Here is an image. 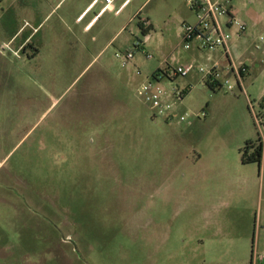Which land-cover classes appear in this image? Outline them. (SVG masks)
Here are the masks:
<instances>
[{
    "label": "rangeland",
    "instance_id": "rangeland-1",
    "mask_svg": "<svg viewBox=\"0 0 264 264\" xmlns=\"http://www.w3.org/2000/svg\"><path fill=\"white\" fill-rule=\"evenodd\" d=\"M14 1L0 0V30L18 17L21 25L22 16L2 11ZM19 1L40 19L50 13ZM72 1L44 22L42 32L56 25L58 42L70 37L61 18ZM232 5L247 24L234 46L250 67L246 94L213 89L196 70L163 79L165 90H187L170 120L154 117L137 90L158 69L200 65L180 47L183 0H148L141 17L159 23L147 39L135 17L129 23L124 35L142 50L124 68L116 59L109 66L123 84L104 82L96 66L13 69L25 80L0 97V230L10 264H250L252 243L264 253L258 164L241 163L256 137L246 96L256 113L264 99V0Z\"/></svg>",
    "mask_w": 264,
    "mask_h": 264
},
{
    "label": "crops",
    "instance_id": "crops-1",
    "mask_svg": "<svg viewBox=\"0 0 264 264\" xmlns=\"http://www.w3.org/2000/svg\"><path fill=\"white\" fill-rule=\"evenodd\" d=\"M67 1L69 0H58V3L54 5L56 0H38L39 7L43 4L44 7L48 6L50 9V13H48L44 19H40L39 14L32 11L30 3L28 5L19 0H15L11 4L9 3L4 9H2L4 12H8L10 9L13 10L14 16H22V21L21 25L20 23L17 24L18 20H20V17H18L16 18L17 21L15 28L8 27L0 30V97L8 94L6 88L10 82L14 81V84H18L25 80L24 76H11V73L14 72V70L18 73L20 68L31 64H34L39 68L40 72L38 73L42 72L41 67L48 70L57 67L59 64L69 65V67L76 66L85 68L96 66L98 67V74L103 77L102 80L104 82L108 79L123 84V81L120 78H117L110 72L109 66L113 60L116 59L114 53L123 52L132 48L133 40L128 38L127 35H124V31L128 28V25L133 18L136 17L137 14H141V11L144 10L145 4L148 0H146L145 3H142L139 0H131L118 15L114 14V10L119 6V1L115 2L112 7L113 10L111 9L100 13L102 8L101 2L95 4L89 9L93 0H73L61 18L64 22V26L70 33V37H65L62 42H58L56 36L53 35L55 32V24H52L46 32H42V29L46 25L44 22L52 12L56 11L58 6L63 5ZM132 3H134V7L129 12H126L127 8ZM183 3L185 6L181 14H179V17L176 19L177 23H179L177 27L178 36H180V27L183 23H195L194 14L190 10L187 0H183ZM81 16L82 18L79 19ZM169 17L170 16H168V18ZM141 18L147 20L151 30H153L154 26L159 23V20L150 14ZM26 22L37 31L33 32L30 27L23 28V25ZM34 24H36L35 27L33 26ZM27 29L29 31H27ZM39 33L42 34L37 43H34L32 40ZM147 38H149V35H146V39ZM10 41H12V46L14 48H18L22 44L25 45L20 58H16L10 52L2 50L3 44ZM234 48L235 47L232 48V52L235 54L234 57H232L233 61H235L236 64H244L247 66L246 61H238L239 59L236 60L237 56ZM187 52L192 57V60L197 62L198 65H201L202 63L205 64V66L215 64L222 72L228 65L227 62L225 65L222 62L223 57L221 50L207 53L193 49ZM247 67L248 70H250V67ZM44 77L45 79L51 80L53 78L56 79L57 76ZM53 101L56 102V99H53ZM53 104L54 103H52L51 106H53ZM258 168L260 191L263 192L264 155ZM262 231H259L257 235V247H259ZM1 232L2 231L0 230V264H10L11 253L9 241ZM258 264H264V262H259Z\"/></svg>",
    "mask_w": 264,
    "mask_h": 264
},
{
    "label": "built area",
    "instance_id": "built-area-1",
    "mask_svg": "<svg viewBox=\"0 0 264 264\" xmlns=\"http://www.w3.org/2000/svg\"><path fill=\"white\" fill-rule=\"evenodd\" d=\"M116 1L119 6L114 10V14L118 15L128 5L131 0H93L89 9L97 3H102L100 13L111 10ZM233 0H187V4L194 14L195 23H183L180 27L179 43L184 51L196 49L200 52L213 53L221 50L222 57L227 60L226 76L222 75V71L217 65L196 67L194 63L179 65L175 68H167L168 77L149 78L137 90L138 97L144 102L154 117H160L165 120L173 119L174 109L177 104L181 103L187 90H180L173 87L171 90H165L159 85L163 79L172 82L173 78H185L193 71L201 76L213 89H226L229 92L237 87L240 92H244V79L249 76L248 67L244 64H236L233 61L232 48L242 39L247 31V24L240 20L232 13ZM113 10V9H112ZM82 16L79 18L81 19ZM142 28L148 29L147 20L141 18V14L135 17ZM30 27L33 32L37 30L32 28L27 22L23 28ZM263 37L259 38V42L263 41ZM24 44L18 48L12 46V41L4 43L3 51L10 52L14 57L20 58L23 52ZM258 48V45L256 46ZM142 50L140 41L135 40L130 50L114 53V57L120 62L122 68L132 63L134 54ZM145 57L150 59L151 56L145 53ZM222 72V73H221ZM140 75V72H137ZM246 94V93H245ZM247 109L254 120V128L256 136L261 144L262 157L264 155V99H261V112L256 113L254 103L246 96ZM179 121H184V116L179 115ZM263 171V170H262ZM264 262V253L260 254L256 249L252 250V264Z\"/></svg>",
    "mask_w": 264,
    "mask_h": 264
},
{
    "label": "trees",
    "instance_id": "trees-1",
    "mask_svg": "<svg viewBox=\"0 0 264 264\" xmlns=\"http://www.w3.org/2000/svg\"><path fill=\"white\" fill-rule=\"evenodd\" d=\"M139 27L142 31V34L144 36L149 35V32L151 31V28H149L148 30H144L141 25L139 24ZM25 48V47H24ZM23 48V51H24ZM167 69L165 70H157L156 72H154L152 74L153 78H158V77H168L167 76ZM261 159H262V148H261V144L259 143V140L257 138V136L255 137V139L253 140H248L245 142V146L243 148V150L241 151V163L243 165H248V164H258L260 165L261 163ZM253 243H252V249H251V262L250 264H252V250H253Z\"/></svg>",
    "mask_w": 264,
    "mask_h": 264
}]
</instances>
